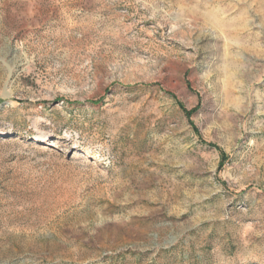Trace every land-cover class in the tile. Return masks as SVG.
<instances>
[{
    "label": "rangeland",
    "instance_id": "1",
    "mask_svg": "<svg viewBox=\"0 0 264 264\" xmlns=\"http://www.w3.org/2000/svg\"><path fill=\"white\" fill-rule=\"evenodd\" d=\"M0 264H264V0H0Z\"/></svg>",
    "mask_w": 264,
    "mask_h": 264
},
{
    "label": "trees",
    "instance_id": "2",
    "mask_svg": "<svg viewBox=\"0 0 264 264\" xmlns=\"http://www.w3.org/2000/svg\"><path fill=\"white\" fill-rule=\"evenodd\" d=\"M224 158V153L221 152V160Z\"/></svg>",
    "mask_w": 264,
    "mask_h": 264
}]
</instances>
